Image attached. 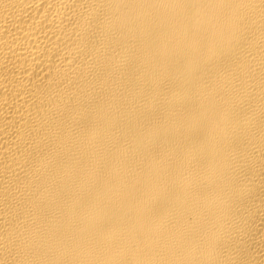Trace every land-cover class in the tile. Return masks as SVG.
Here are the masks:
<instances>
[{
    "label": "bare ground",
    "instance_id": "obj_1",
    "mask_svg": "<svg viewBox=\"0 0 264 264\" xmlns=\"http://www.w3.org/2000/svg\"><path fill=\"white\" fill-rule=\"evenodd\" d=\"M0 264H264V0H0Z\"/></svg>",
    "mask_w": 264,
    "mask_h": 264
}]
</instances>
